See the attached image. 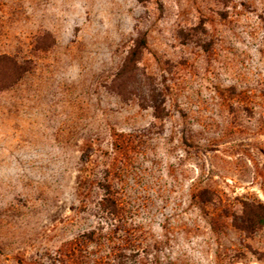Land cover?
Here are the masks:
<instances>
[{
	"label": "rangeland",
	"instance_id": "rangeland-1",
	"mask_svg": "<svg viewBox=\"0 0 264 264\" xmlns=\"http://www.w3.org/2000/svg\"><path fill=\"white\" fill-rule=\"evenodd\" d=\"M2 57L0 264H264V0H0Z\"/></svg>",
	"mask_w": 264,
	"mask_h": 264
},
{
	"label": "trees",
	"instance_id": "trees-1",
	"mask_svg": "<svg viewBox=\"0 0 264 264\" xmlns=\"http://www.w3.org/2000/svg\"><path fill=\"white\" fill-rule=\"evenodd\" d=\"M147 47V37L146 35L142 36L137 40L134 47L131 49L128 57L126 58L122 68L115 77L112 90L120 95L121 97L128 99V96L131 95L132 85L134 84L139 71V64L142 59L144 50ZM5 62L8 63V67L5 65ZM13 72L11 78L8 80L11 82L8 87L3 85V80L0 76V91L13 87L22 79L23 75L27 72L25 66L19 65L16 61L9 57L0 58V72L7 73L8 71ZM9 82V83H10ZM155 117L159 120H162L166 116V109L163 105L153 106ZM106 196L103 200V206L105 209L107 207H112L113 209L117 208V201L111 195V189L109 186H103ZM201 202L203 205L211 204V198L206 199L205 194H201ZM242 215H235L233 218V225L235 228L246 235H254L264 228V204L258 203H245L243 205Z\"/></svg>",
	"mask_w": 264,
	"mask_h": 264
}]
</instances>
